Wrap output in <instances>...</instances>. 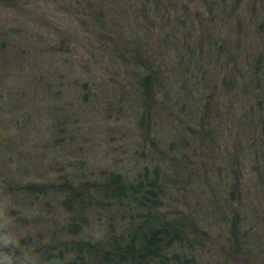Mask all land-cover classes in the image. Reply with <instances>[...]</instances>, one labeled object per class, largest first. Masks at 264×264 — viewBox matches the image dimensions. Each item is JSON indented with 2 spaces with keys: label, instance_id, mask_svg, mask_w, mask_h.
I'll return each mask as SVG.
<instances>
[{
  "label": "trees",
  "instance_id": "1",
  "mask_svg": "<svg viewBox=\"0 0 264 264\" xmlns=\"http://www.w3.org/2000/svg\"><path fill=\"white\" fill-rule=\"evenodd\" d=\"M71 1L64 12L81 11L93 29H108L109 33H115L114 11H132V27L120 26L122 31L130 29L131 45L120 56L124 61L130 56L132 67L146 72L141 76L137 73L141 141L149 138L150 115L154 113L153 117L164 116L162 120L179 137L178 145L171 141L167 151L159 153L160 164L150 172L145 168L132 181L110 172L102 179L81 180L65 175L59 177V183L23 185L10 184L1 175L0 238L11 243L5 246L0 239V264H10L9 256L11 264H169L170 256L176 254L174 249H182L184 242L190 247L188 236H207L208 231L191 224L185 214L176 213V209L163 210L164 198L172 199L171 192L180 193L192 183H196L201 196L210 195L209 215L218 221L228 219L225 235L230 252L243 254L241 250L250 233L244 224L247 211L243 194L254 195L264 188V0H259V11H250V15L240 11L243 0ZM19 5L18 0H0V9L5 11ZM108 14L113 24L109 28L105 22ZM152 16L159 20L157 29ZM7 32L14 34L13 29ZM155 32L156 46L146 39ZM116 39L119 44L110 40L111 46L115 50L119 45L124 48L120 36ZM1 42L7 41L0 40L2 47ZM160 48L167 58H173L167 63L162 61L163 67L172 61L177 68L191 63L197 72L204 65L211 71L209 93L194 102V109L186 114L189 120L178 115L186 111L188 92L184 82L168 74L169 86L164 88L159 74L154 73ZM174 66H170V72H174ZM159 93L162 100L155 98ZM223 97L230 104L220 110L217 105ZM226 131L233 150L231 154L226 150L230 155L224 172H220L215 163L222 154L220 138ZM167 154L172 155L169 158ZM250 177L253 185H247L246 191L244 186ZM15 193L43 199L49 195L58 197L65 216L50 221L44 231L11 235L27 223L14 214L8 220L4 216L6 200ZM169 205L172 207L173 203ZM202 207L199 205L198 209ZM258 212L255 208L253 220L262 216ZM104 217L107 222H102ZM95 219L97 225L106 229L99 238L86 233Z\"/></svg>",
  "mask_w": 264,
  "mask_h": 264
},
{
  "label": "rangeland",
  "instance_id": "2",
  "mask_svg": "<svg viewBox=\"0 0 264 264\" xmlns=\"http://www.w3.org/2000/svg\"><path fill=\"white\" fill-rule=\"evenodd\" d=\"M71 3V0H18L17 8L0 9V40L7 41L0 46V176L10 184L49 185L59 183V177L65 175L94 180L110 172L120 173L132 181L145 168L150 172L160 164L159 153L166 152L171 141L178 145L179 137L162 120L164 116L153 117L154 113L150 115L149 138L141 141L137 84L139 76L146 72L132 67L130 56L126 61L121 58L122 52L131 45V35L128 27L122 31L120 26L132 27V11H114L117 16L113 22L108 14L105 17L108 28L112 23L115 27V33H109L108 29L109 32L93 29L81 11L64 12V7ZM258 3L259 0H243L241 13L246 11L243 14L250 15V11H259ZM158 21L152 16L155 29ZM10 29L14 34L7 32ZM157 32L153 33L154 37L146 38L154 46ZM115 35L120 36L124 48L119 45L115 50L111 46L114 40L119 44ZM160 51L154 73L159 74L164 88L169 86L168 74L184 82L188 92L186 111L175 113L189 120L186 114L194 109V102L203 93H209L211 71L204 65L197 72L191 63L177 68L171 61L169 65L174 66V72H170V66L163 67L161 62L167 63L173 58H167L162 48ZM216 71L217 68L214 74ZM155 98L162 100L160 93ZM228 104L223 97L217 108L224 110ZM220 139L223 149L215 167L224 172L233 142L228 144V131ZM247 185H253L251 177L244 186L246 191ZM190 188H184V193L171 192L172 199H163V210L176 209V213L185 214L191 224L207 230V236L204 239L188 236L190 247L184 242L182 249H174L176 254L170 256L169 264H264V188L256 190L254 195L243 194L247 211L244 224L250 228L244 246L248 251L242 247L243 254H232L228 249L225 234L229 222L209 215L210 195L201 196L196 183ZM199 205L203 206L202 210L198 209ZM254 207L262 216L253 220ZM3 212L7 220L14 214L27 222L26 227L10 232L11 235L44 231L50 221L65 216L58 197L49 195L43 199L24 193L9 196ZM96 219L86 233L99 238L105 235L106 229L97 225ZM102 220L107 222L105 217Z\"/></svg>",
  "mask_w": 264,
  "mask_h": 264
},
{
  "label": "clouds",
  "instance_id": "3",
  "mask_svg": "<svg viewBox=\"0 0 264 264\" xmlns=\"http://www.w3.org/2000/svg\"><path fill=\"white\" fill-rule=\"evenodd\" d=\"M0 239L3 240V243H4L5 246H7L9 243H11V241L9 239H7V238H0ZM8 259H9V262L11 264V257L9 256Z\"/></svg>",
  "mask_w": 264,
  "mask_h": 264
}]
</instances>
